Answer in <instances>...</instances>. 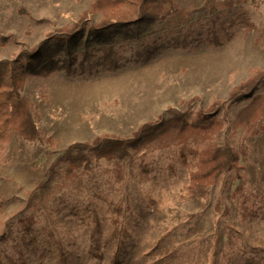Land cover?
<instances>
[{
  "label": "rangeland",
  "instance_id": "rangeland-1",
  "mask_svg": "<svg viewBox=\"0 0 264 264\" xmlns=\"http://www.w3.org/2000/svg\"><path fill=\"white\" fill-rule=\"evenodd\" d=\"M93 2L0 0V33L18 40L0 46V60L18 55L21 43L33 48L49 31L72 24ZM178 3L200 8L203 0ZM218 13L222 22L240 14L250 25L235 26L234 37L222 47L168 49L113 74L28 78L22 96L31 105L40 140L16 135L7 147L8 163L0 165V264H264V210L251 217L243 204L244 197L250 206L264 195V129L251 134L235 122L251 98L222 107L216 117L224 127L218 131L193 134L176 146L153 144L123 160L95 161L73 180L65 176L67 164L59 163L57 173L35 191L73 142L102 134L130 138L168 106L184 110L188 103L194 112L205 110L214 100H227L254 69L264 70V0ZM213 17L198 12L179 29L170 20L157 24L123 52L129 57L140 49L151 31H156L152 39L189 32L204 37ZM126 84L134 86L130 97L118 92ZM256 94H264V84ZM210 140L230 144L240 156V169L208 187L205 199L188 198L189 172L198 160L182 163L181 146L205 147ZM219 199L220 214L215 211ZM27 215L37 219L32 235L18 224Z\"/></svg>",
  "mask_w": 264,
  "mask_h": 264
},
{
  "label": "trees",
  "instance_id": "trees-1",
  "mask_svg": "<svg viewBox=\"0 0 264 264\" xmlns=\"http://www.w3.org/2000/svg\"><path fill=\"white\" fill-rule=\"evenodd\" d=\"M246 1L203 0L200 8H181L178 0H94L72 24L49 31L35 47L28 48L21 43L18 55L0 60V165L8 163L7 147L16 135L28 141L40 140L31 105L22 96L30 76L45 78L63 73L77 78L113 74L130 62L150 61L168 49L190 50L200 44L222 47L226 40L234 37L232 29L247 21L242 15L235 14L222 22L218 10L222 7L231 9ZM198 12L214 15L210 19L212 27L204 37L189 32L170 40L163 36L152 39L156 31H151V39L140 49L129 57L123 52L133 40L155 25L170 20L172 28L179 29ZM11 40L18 41L12 34L0 33V46L9 45ZM261 84H264V70L254 69L246 81L231 90L227 100H214L205 110L194 112L192 104L188 103L184 110L168 106L164 114L139 126L130 138L102 134L92 141L73 142L53 161L45 180L35 191L42 189L57 173L59 163L67 164L65 176L73 180L81 173L89 172L95 161L123 160L153 144L176 146L193 134L218 131L224 127V122L217 119L216 113L222 107H233L249 98L250 102L238 111L235 122L251 129V134H259L264 129V94H254ZM178 158L187 166L190 158L198 160L196 169L189 172L190 182L185 189L188 198L205 199L208 187L216 184L227 172L240 169L238 152L230 144L218 146L213 140L205 147L184 143ZM143 171L149 174L148 168ZM259 199L249 206V199L243 198L246 215L256 216L264 210V195ZM222 204L220 199L215 203V211L219 214L223 211ZM11 219L13 216L7 221ZM18 224L25 235H32L37 219L34 215H27L19 218Z\"/></svg>",
  "mask_w": 264,
  "mask_h": 264
},
{
  "label": "bare ground",
  "instance_id": "bare-ground-1",
  "mask_svg": "<svg viewBox=\"0 0 264 264\" xmlns=\"http://www.w3.org/2000/svg\"><path fill=\"white\" fill-rule=\"evenodd\" d=\"M134 89V86H129V84L124 85L121 87L118 92L122 93V95H128L130 97V92Z\"/></svg>",
  "mask_w": 264,
  "mask_h": 264
}]
</instances>
